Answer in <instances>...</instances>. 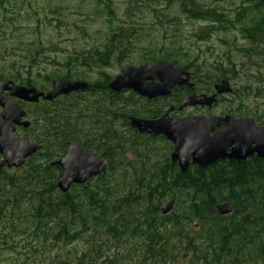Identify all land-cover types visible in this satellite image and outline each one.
I'll return each instance as SVG.
<instances>
[{"label":"trees","instance_id":"1","mask_svg":"<svg viewBox=\"0 0 264 264\" xmlns=\"http://www.w3.org/2000/svg\"><path fill=\"white\" fill-rule=\"evenodd\" d=\"M149 1L129 0L127 18H134L139 6L149 10ZM166 2L176 7L185 20L206 24L198 32V40L236 31L248 44L247 49H241L246 59L258 52L263 54L264 0H240L232 21L194 0ZM108 3L110 0H98L110 24L102 50L79 60L67 59V64L72 60L74 65L78 61L80 66H108L113 59L121 63L129 53L128 46L140 36L143 23L131 24L130 20L126 27H114ZM151 10L158 26H162L161 18L168 15ZM167 20L179 23L175 14ZM224 54L209 71L198 70L196 58L181 68L190 72L194 83L203 76L206 91L213 93L215 84L222 80L230 84L244 66L227 51ZM156 56V52L147 54L141 65L157 60H170L177 67L182 64L168 51ZM252 61L259 65L256 59ZM254 76L257 81H253ZM260 76L258 72L251 77L245 73L242 91L230 86L231 103L242 105L250 93L258 97L262 88L255 84ZM58 78L74 80L79 73H65ZM9 80L38 91L49 90H39L30 72L25 77L11 75ZM52 81L46 80L49 88ZM109 82L105 75L99 82H85V91L46 102L30 114L28 138L41 146L42 152L36 155L41 154L45 165L33 162L34 155L23 165L28 167L24 174L1 178L0 251L18 252L25 258L52 255L58 264H127L133 259L136 261L131 264H176L186 255L190 256L188 264H264V159L218 162L206 168L189 166L185 173L167 155L161 162L153 161L150 152L140 150L138 144L144 139L166 141L138 134L128 126L127 119H156L170 106L177 111L191 92H197L196 85L192 82V91L175 87L168 98L147 100L130 91L113 93L108 89ZM245 112L239 109L237 114L244 116ZM246 115L264 126V107L260 113L251 111ZM69 143L93 151L107 161V167L97 177L60 193L57 182L61 171L53 158H62ZM167 201H173L175 207L163 215L161 208ZM223 203L232 208L227 216L215 210ZM52 260L48 264H53Z\"/></svg>","mask_w":264,"mask_h":264},{"label":"rangeland","instance_id":"2","mask_svg":"<svg viewBox=\"0 0 264 264\" xmlns=\"http://www.w3.org/2000/svg\"><path fill=\"white\" fill-rule=\"evenodd\" d=\"M194 1L199 2L202 6L215 8L231 21L235 19L236 10L241 5L240 0ZM108 5L113 11L114 27H126L130 20L131 24L133 21L134 23L135 21L143 23V29L139 32L140 36L131 40L128 46L129 53L125 55L121 63L113 59L108 66H97L96 64L80 66L78 65L80 62L77 61L74 65L72 60L69 62L70 64H67V59L79 60L82 56L86 57L88 54L93 55L96 51H101L109 33L110 24L106 19L108 16L103 7L98 4V0H0V84L3 81H10L9 76L11 75L18 74L19 77H25L27 72L32 74L39 90L50 89L46 82L47 79H62L58 77L65 73L73 74V72L79 73V78L70 81L93 84L101 81L104 75L111 80L120 73L124 66H140L141 60L143 61L147 54L152 55L153 52H156L158 58L167 51L173 56H177L175 59L182 63L180 66L178 65L179 67L196 58V65L200 66L198 70L205 72L211 69L209 67L214 62L222 60L227 51L237 62L244 63L242 72L236 76L234 81L230 82V86L242 91L241 84L244 82L245 73L249 77L252 74L255 75L256 72L261 73L259 83L255 84L262 88L259 96L256 97L255 93H250L243 99L242 105L231 103V96H220L219 101L211 108L192 107L182 111L176 109L177 111L170 117L232 115L235 118H250L246 114H250L251 111L257 113L262 111L264 107V52L262 55L259 52L252 55L250 60L246 59L241 49H247L248 44L242 40L238 32L230 31L226 36L224 33L218 32L209 39L200 41L197 39V34L205 28L206 24L201 21L185 20L178 14L176 7L167 6L166 0H150L146 3L149 10L139 6L134 18L131 19L127 18L128 14L126 15L129 0H110ZM151 9L168 15L166 18H161L164 21L162 26H158ZM171 14H175L179 23L166 21ZM233 38L235 39L233 40ZM35 52L36 54L33 55ZM254 59L258 61V66L255 64L256 62L252 61ZM165 61L171 63L170 60ZM254 78L256 80L253 79V81H257L255 76ZM194 84L197 88L196 95L211 94L206 91L207 84L203 76L198 78ZM135 108H138V105ZM228 109L234 112L229 113ZM239 109L246 110V114L239 116L237 114ZM30 110V114H32L35 108H30ZM165 141L144 139L143 143L138 144V148L140 150L146 148L145 150H148L153 156V161L161 162L165 155L170 157L173 148L170 142ZM33 156L32 159L35 157ZM96 157L99 159L98 156ZM41 158V154H38L33 162L45 165V160ZM53 159L59 160L60 158L54 157ZM27 169L28 167L22 166L11 170L4 176L19 177ZM174 207L173 202L170 212L174 210ZM193 234L194 232H192ZM113 253L116 254L115 251ZM21 254H25V252L22 251ZM188 259L190 256L186 255L176 264H188ZM51 260L52 255L44 257L41 254L34 257L29 255L28 258H25L18 252L12 254L0 251V264H48ZM134 261L136 259L127 264ZM52 262L58 264V259H53Z\"/></svg>","mask_w":264,"mask_h":264},{"label":"water","instance_id":"3","mask_svg":"<svg viewBox=\"0 0 264 264\" xmlns=\"http://www.w3.org/2000/svg\"><path fill=\"white\" fill-rule=\"evenodd\" d=\"M182 86L193 90L190 73L167 61L158 60L138 67H122L120 73L110 80L108 89L113 93L130 91L138 97L154 100L169 97L175 87ZM87 88L88 84L85 82L55 79L49 91L41 92L35 88L3 81L0 84V93L8 90L11 97L35 104L40 99L53 102L58 97L85 91ZM231 92L229 82L222 80L214 85L211 95L193 93L187 96L177 109L182 111L192 107L211 108L220 96L229 95ZM174 112L175 107L170 106L156 119L129 117L127 124L138 134L160 136L170 142L173 147L170 160L177 164L181 173H185L189 166L206 168L224 160L244 163L252 157L264 159V126H258L253 119L235 118L231 115L170 117ZM24 116L25 113L20 111L17 115H11L10 121L15 124ZM221 124L225 125L222 131L219 130ZM24 126L28 127L29 122H25ZM11 131L3 143L6 153L0 162V170L4 166L22 167L26 159L41 149L39 145L29 144L27 141L12 143ZM54 165L61 171L57 189L60 193H66L71 186L82 185L100 175L106 169L107 161L103 158L97 159L93 151L84 150L77 143H69L64 156ZM172 207L173 201L167 202L161 208V213L169 214ZM215 210L221 216H227L232 212L229 203L219 204ZM193 225L197 227L195 220Z\"/></svg>","mask_w":264,"mask_h":264},{"label":"flooded vegetation","instance_id":"4","mask_svg":"<svg viewBox=\"0 0 264 264\" xmlns=\"http://www.w3.org/2000/svg\"><path fill=\"white\" fill-rule=\"evenodd\" d=\"M17 85H19V84H17ZM49 90H47V91H49ZM41 92H46V91H41ZM193 93L194 92H191V94H193ZM211 94H209V95H211ZM166 98H168V97H166ZM45 103L46 102L42 101L41 99L35 104L27 103L23 100L11 97L8 90H4L3 92L0 93V162L4 159V154L6 153V149L4 148L3 143H4L5 139H8L10 130H12L10 133L12 136V139H11L12 143H17L19 141H27L29 144H35L34 142L30 141V139L27 137V136H29L28 133H29L30 128H31V117H30V111L31 110H30V108L40 109V106L44 105ZM10 104L13 106L12 108H11ZM20 111L22 113H25V116L23 118L19 119L15 124H13L14 122L11 123L10 116L11 115H17ZM225 116H227V115H225ZM225 116H216V117H225ZM25 122H29L28 127L24 126ZM11 126L13 127V129H11ZM224 129H225V125L221 124V126L219 127V130L222 131ZM4 137H6V138H4ZM40 148H41V146H40ZM40 151H41V149H40ZM39 152H37V153H39ZM36 154H34V155H36ZM26 160H28V159H26ZM26 160H25V162H26ZM219 162H234V161L224 160V161H219ZM15 169H17V168H7L6 166H4L0 170V180L6 173L10 172L11 170H15Z\"/></svg>","mask_w":264,"mask_h":264},{"label":"bare ground","instance_id":"5","mask_svg":"<svg viewBox=\"0 0 264 264\" xmlns=\"http://www.w3.org/2000/svg\"><path fill=\"white\" fill-rule=\"evenodd\" d=\"M151 219V218H150Z\"/></svg>","mask_w":264,"mask_h":264}]
</instances>
